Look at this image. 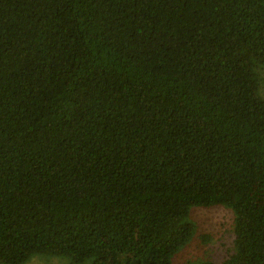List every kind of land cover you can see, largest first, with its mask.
<instances>
[{"label": "trees", "instance_id": "16d2710c", "mask_svg": "<svg viewBox=\"0 0 264 264\" xmlns=\"http://www.w3.org/2000/svg\"><path fill=\"white\" fill-rule=\"evenodd\" d=\"M264 264V0H0V264H172L191 212Z\"/></svg>", "mask_w": 264, "mask_h": 264}, {"label": "rangeland", "instance_id": "374dc122", "mask_svg": "<svg viewBox=\"0 0 264 264\" xmlns=\"http://www.w3.org/2000/svg\"><path fill=\"white\" fill-rule=\"evenodd\" d=\"M195 235L174 257L172 264L189 261L220 262L232 250L233 214L224 207L196 208L191 212ZM25 264H69L60 257L35 256Z\"/></svg>", "mask_w": 264, "mask_h": 264}]
</instances>
